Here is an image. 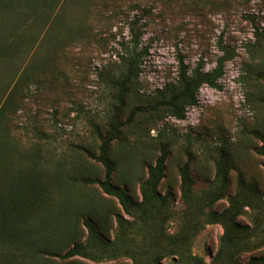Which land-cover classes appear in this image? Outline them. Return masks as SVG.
Returning a JSON list of instances; mask_svg holds the SVG:
<instances>
[{
  "label": "rangeland",
  "instance_id": "1",
  "mask_svg": "<svg viewBox=\"0 0 264 264\" xmlns=\"http://www.w3.org/2000/svg\"><path fill=\"white\" fill-rule=\"evenodd\" d=\"M130 22L146 53L107 157L111 183L138 203L148 166L164 149L157 193L166 205L156 220L125 214L86 181L103 177L98 135L116 110L108 79L97 73L116 69ZM219 42L232 57L218 87L202 85L184 119L129 117L146 96L175 83L180 60L187 71H211ZM0 125V264H155L157 254L158 264H180L163 237L187 233L183 248L210 263L225 221L205 215L218 216L237 192L239 205L254 195L264 200V156L255 151L264 138V0H0ZM221 157L230 168L227 195L210 207L186 202L183 163L197 195ZM6 191L18 198L6 200ZM247 208L238 220L249 226V244L238 264L264 255V209ZM117 216L131 225L119 227ZM73 245L93 257L61 258Z\"/></svg>",
  "mask_w": 264,
  "mask_h": 264
},
{
  "label": "trees",
  "instance_id": "2",
  "mask_svg": "<svg viewBox=\"0 0 264 264\" xmlns=\"http://www.w3.org/2000/svg\"><path fill=\"white\" fill-rule=\"evenodd\" d=\"M128 25L132 38L128 42L121 43V52L119 53L116 69H112L109 65L97 73L99 78L105 77L108 79H106L107 82H105V85L110 87L112 102L115 103L116 110L109 120V130L104 135H98L101 143L99 145V154L95 158L101 163L104 169L103 177L100 180L86 179V181L88 183H97L105 194L116 198L125 214L142 221L148 218L156 220L157 217L164 213L166 205V199L160 197L157 193V186L164 172L166 159L164 149L161 150L154 164L148 166V175L140 185L141 201L138 203L132 202L124 187H117L111 183L112 165L107 157V150L111 142L117 137L116 130L119 124L118 114L125 105L131 89L138 84L143 56L146 53L145 50L139 48L138 41L140 35L135 30L134 22H130ZM218 48L222 54L217 57L215 67L211 71L203 72L200 67L187 71L182 60H180L175 83L158 89L150 97L146 96L148 97L145 100L147 104L132 109L129 117L136 114L152 115L164 112L174 119H184L187 108L194 107L198 104L197 93L202 85H207L210 88L218 87L217 81L223 73L224 63L232 57V54L220 42ZM2 127H5L4 123ZM255 151L257 154L264 156V138L261 145ZM223 159L221 157V159L215 162V176L209 187L197 195L193 194L191 186L192 179L190 176L189 161L187 160L183 163L180 168V188L181 196L186 202H198L201 204V207H210L213 203L227 195L228 172L230 168L224 161L225 159ZM239 181L245 186V182L241 178H239ZM249 186L255 193H258V188L254 184L249 183ZM235 195L237 196H228L230 201L229 207L224 209L218 216H215L214 213H209V216L206 218L205 215V222H210L211 217L221 218L225 221L223 223L224 232L219 238L218 251L210 263H206L201 257L190 253L187 248H183V243L190 239L188 236L189 233L182 236L163 237L167 245L172 247L170 254L175 256L176 262L180 264H238V254L248 250L249 244L247 238L249 226L241 224L238 217L241 215L244 207H248L247 209L250 210H263L264 200L254 195L250 200L244 198V202L239 205V196L241 195L239 192ZM4 198L12 201L18 197L6 191L4 192ZM116 221L119 227H124L130 223L121 216H117ZM83 224L91 238L95 240L99 238L94 222L85 218ZM74 256L93 257L82 246L73 245L63 253L61 258L68 259ZM161 258L162 254H157L155 264H158ZM247 264H264V255L248 258Z\"/></svg>",
  "mask_w": 264,
  "mask_h": 264
}]
</instances>
